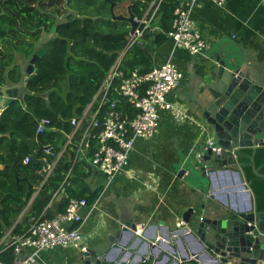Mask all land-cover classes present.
<instances>
[{
	"label": "trees",
	"instance_id": "1",
	"mask_svg": "<svg viewBox=\"0 0 264 264\" xmlns=\"http://www.w3.org/2000/svg\"><path fill=\"white\" fill-rule=\"evenodd\" d=\"M151 2L0 0V84L19 82L18 58L23 62L30 58L42 40L41 34L48 35L56 25L54 35L42 45L45 55L34 63L22 102L13 101L0 117V241L7 230L21 235L32 223L53 218L45 208L61 190L64 195L57 202L58 213L65 211L71 198L84 199L87 205H93L98 199L103 184L94 190L87 185L91 174L87 161L99 147L97 140L91 137L96 131L89 132V143L83 151L81 149L85 156H79L73 163L88 119L85 117L77 129L71 125V120L82 118L126 48L130 32L126 18L132 15L141 20ZM59 4L64 9L60 12L57 8V15L48 10ZM111 5L114 16L123 19H113ZM178 6L179 0H163L149 27L139 28L142 34L123 55L118 67L121 76L113 80L104 108L113 103L121 117L136 116L138 110L115 89H119L134 70L145 73L154 68L150 50L169 40L167 34L172 30L173 13ZM60 15L63 20L59 19ZM143 92L144 87H141L140 93ZM41 119H48L49 125L42 133H37V122ZM45 147H51L50 155L44 153ZM244 152L251 154L252 150ZM253 157V165L264 174V147L257 148ZM26 158L28 162L24 163ZM46 165H53L49 175L44 168ZM241 170L249 182L254 210L264 213V179L255 176L250 166ZM261 226L264 231V222ZM12 260L11 248L0 249V263L11 264Z\"/></svg>",
	"mask_w": 264,
	"mask_h": 264
},
{
	"label": "crops",
	"instance_id": "2",
	"mask_svg": "<svg viewBox=\"0 0 264 264\" xmlns=\"http://www.w3.org/2000/svg\"><path fill=\"white\" fill-rule=\"evenodd\" d=\"M190 14L207 43L201 54L190 55L181 48L174 49L169 40L157 49L149 46L154 67L169 59L183 75L178 88L166 95V100L183 115L171 110L160 111L156 133L150 139L135 140L127 166L110 183L101 173L90 169L88 187L94 190L100 183L104 187L93 205L79 211L84 218L80 231L85 248L107 250L108 237H119L123 222H127L135 226V235L124 233L123 248L113 251L112 257L120 258L125 254L129 258L147 252L154 259L170 264L174 252L185 255L198 250L194 240L184 231L186 225L182 216L188 208L207 216L212 215L215 208L231 212L235 206L245 210L249 207V197L235 175L210 178L199 172L196 156L201 153L199 142L205 127L196 114L205 102L204 88L214 79L216 56L234 60V66L240 67L245 74L252 72L264 86V0H226L221 6L212 0H197ZM17 63L24 67L23 59H18ZM181 170L184 174L179 176ZM233 187L239 188L232 192L233 197H237L236 202L228 197ZM247 191L251 194L254 210L249 186ZM61 198L57 195L50 201L45 212L56 216L57 202ZM10 233V230L4 233L0 249L6 246ZM155 236L156 245L150 242ZM28 251L23 250V254ZM79 253L73 248L43 250L37 264H83ZM205 261L199 263L208 264ZM192 264L197 262L192 261Z\"/></svg>",
	"mask_w": 264,
	"mask_h": 264
},
{
	"label": "water",
	"instance_id": "3",
	"mask_svg": "<svg viewBox=\"0 0 264 264\" xmlns=\"http://www.w3.org/2000/svg\"><path fill=\"white\" fill-rule=\"evenodd\" d=\"M112 9L113 5L110 6L113 19H123L121 16L115 17ZM126 20L130 24V32L126 37L128 42L136 29L143 27L144 23L136 21L132 15ZM55 30L56 25L51 28L48 35L41 34V42L21 68L19 82L0 84V117L13 101L22 102L27 79L34 72V63L45 55L42 45L54 35ZM215 58L217 68L214 79L204 88L205 102L197 109L196 114L201 120V125L205 127L199 142L201 144L200 159H197L199 172L203 176L210 175V178L223 174L235 175L249 197V207L245 210L241 206H235L231 212L215 208L212 215L207 216L197 214L193 208H188L182 216L186 225L184 231L194 240L200 252L195 250L185 255L174 252L170 264H192V261L200 264L199 262L204 260L208 264H264V231L261 226L264 222V213L253 210L251 194L247 191L249 182L245 183L241 174L242 167L250 166L255 176L264 179V174L253 165L256 149L264 147V86L258 83L252 72L245 74L240 67L234 66V60H224L220 56ZM245 149H251L252 153H245ZM241 159H245L246 162H242ZM182 174L183 170L179 172V176ZM238 189L233 187L230 191ZM209 190H212V186ZM63 193L64 190H61L58 197L61 198ZM232 195L234 193L228 197ZM202 210L204 211V206ZM122 225L119 237H108L110 246L107 250L86 248L78 255L81 262L166 264L164 261L154 259L147 252L129 258H126L125 254L120 258L112 257L113 251L123 248L121 238L124 233L135 235L134 225L127 222H123ZM150 242L158 244L156 236Z\"/></svg>",
	"mask_w": 264,
	"mask_h": 264
},
{
	"label": "built area",
	"instance_id": "4",
	"mask_svg": "<svg viewBox=\"0 0 264 264\" xmlns=\"http://www.w3.org/2000/svg\"><path fill=\"white\" fill-rule=\"evenodd\" d=\"M162 1L152 0L143 18L141 20L135 19L144 23L143 29L149 27ZM212 1L221 6L225 4L226 0ZM196 2L197 0H179V6L173 13L172 30L167 34L174 49L181 48L190 55L201 54L207 48L206 40L201 36L191 19V8ZM139 28L130 37L126 48L119 54L93 102L86 107L82 118L71 120V125L77 129L85 117L88 119L73 163L79 156H85L81 149L83 151L87 147L89 132L95 130L96 132L91 137L97 140L99 147L89 160V164L92 169L105 177L107 183L120 175L127 166L135 140L138 138L150 139L156 133L159 127L160 111L171 110L181 116L183 115L177 107L166 100V95L178 88L183 77L169 59L161 66L154 67L145 73L134 70L128 78L122 81L119 89H115L120 96L125 97L138 110L135 117L131 119L121 117L115 110L113 103L104 108L107 92L113 80L121 76L118 67L123 55L142 34V30ZM141 87H144L143 94L140 93ZM93 103L96 104L95 107H93ZM47 125H49L48 119L38 120L36 132L42 133ZM44 153L50 155L51 147H45ZM196 157L200 159V153ZM26 162H28V158L24 160V163ZM52 166L46 165L47 175L52 171ZM86 206L87 203L84 199H69L63 213H58L51 219L32 223L24 234L10 233L6 246L1 250L12 249L13 260L11 264H37L39 253L47 249L73 248L83 252L86 248L80 227L84 218L79 214V211ZM74 224L76 226L72 227ZM25 249L30 251L23 254Z\"/></svg>",
	"mask_w": 264,
	"mask_h": 264
},
{
	"label": "rangeland",
	"instance_id": "5",
	"mask_svg": "<svg viewBox=\"0 0 264 264\" xmlns=\"http://www.w3.org/2000/svg\"><path fill=\"white\" fill-rule=\"evenodd\" d=\"M57 8L60 10V12L61 11H63V7L59 4V5H57V6H54V7H50V8H48V10H50V11H52L55 15H57V12H56V10H57ZM60 20H63V18L61 17V15H60V18H59ZM19 60H22L21 58H18ZM232 193V191H230V193H229V195ZM233 194V193H232ZM230 199H233L235 202L237 201V197L236 196H234L233 197V195L232 196H230ZM242 203V202H241ZM244 204V203H243Z\"/></svg>",
	"mask_w": 264,
	"mask_h": 264
}]
</instances>
